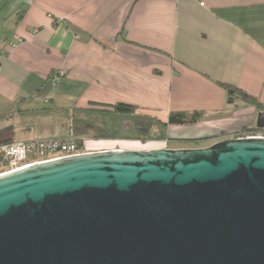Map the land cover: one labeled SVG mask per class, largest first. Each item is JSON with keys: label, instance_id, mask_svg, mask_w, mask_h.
Listing matches in <instances>:
<instances>
[{"label": "crops", "instance_id": "obj_1", "mask_svg": "<svg viewBox=\"0 0 264 264\" xmlns=\"http://www.w3.org/2000/svg\"><path fill=\"white\" fill-rule=\"evenodd\" d=\"M220 83L264 106V0H0V142L67 138L73 117L97 124L125 103L126 127L152 118L148 147L84 136L89 152L207 147L256 127Z\"/></svg>", "mask_w": 264, "mask_h": 264}, {"label": "water", "instance_id": "obj_2", "mask_svg": "<svg viewBox=\"0 0 264 264\" xmlns=\"http://www.w3.org/2000/svg\"><path fill=\"white\" fill-rule=\"evenodd\" d=\"M0 264H264V136L2 175Z\"/></svg>", "mask_w": 264, "mask_h": 264}, {"label": "built area", "instance_id": "obj_3", "mask_svg": "<svg viewBox=\"0 0 264 264\" xmlns=\"http://www.w3.org/2000/svg\"><path fill=\"white\" fill-rule=\"evenodd\" d=\"M252 136H264V133L249 131L237 137ZM80 139L83 141L81 148L77 147V138L73 136L0 142V176L36 163L89 152L86 146L87 139L85 137Z\"/></svg>", "mask_w": 264, "mask_h": 264}, {"label": "trees", "instance_id": "obj_4", "mask_svg": "<svg viewBox=\"0 0 264 264\" xmlns=\"http://www.w3.org/2000/svg\"><path fill=\"white\" fill-rule=\"evenodd\" d=\"M220 86L226 89L228 95L230 96V99L239 98L245 104H250L254 106L258 113L261 114V117L264 118V106L260 104L255 97L247 94L246 92L242 91L234 85L220 83ZM113 111L122 114H133L135 108L134 106L129 104L116 103L115 105H113ZM201 117L202 113L198 111L172 112L168 116L167 124L190 125L199 121ZM132 125L138 136L144 140L146 136L150 135L153 126V120L152 118L145 115H133ZM245 130L256 131L258 130V128H246ZM90 133L93 134L95 138L115 137L113 134H109L102 127L90 120L80 117H73L69 127V136L77 138L76 143L78 148H81L83 145V141L80 138Z\"/></svg>", "mask_w": 264, "mask_h": 264}, {"label": "rangeland", "instance_id": "obj_5", "mask_svg": "<svg viewBox=\"0 0 264 264\" xmlns=\"http://www.w3.org/2000/svg\"><path fill=\"white\" fill-rule=\"evenodd\" d=\"M95 122H97V124L100 125V127H102L106 132H108L109 134H113L115 137V139H107L104 140L103 142H100L101 144H99L97 147H116V146H121V147H126V146H132L133 144H142V145H146L143 148L148 147L147 145H149L148 143L144 144L146 142V140H150V137H153V134L146 136V138L140 139L138 137V134L131 129V127L129 126L126 127V123L131 124V120L129 119V114H98L95 117ZM86 138L88 137V139H100V138H95L93 136V134H88L85 135ZM127 138H138L141 140L140 142H134V141H130ZM102 139V138H101ZM114 140V141H112ZM129 140V142L127 141ZM158 145H161V143H157ZM143 150V149H140Z\"/></svg>", "mask_w": 264, "mask_h": 264}]
</instances>
